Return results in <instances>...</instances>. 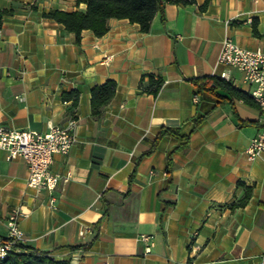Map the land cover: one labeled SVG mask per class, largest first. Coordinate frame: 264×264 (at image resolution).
Instances as JSON below:
<instances>
[{
    "label": "crops",
    "instance_id": "crops-1",
    "mask_svg": "<svg viewBox=\"0 0 264 264\" xmlns=\"http://www.w3.org/2000/svg\"><path fill=\"white\" fill-rule=\"evenodd\" d=\"M203 2L166 4L147 33L110 19L105 35L83 30L76 43L41 14L84 4L0 0V128L78 124L77 142L52 157L51 172L67 176L52 192L34 195L26 163L0 151V238L16 211L23 245L69 264H256L264 256V153L251 161L244 153L261 129L259 108L192 83L226 72L247 93L240 73L216 59L225 37L264 53V0H209L201 11ZM109 81L115 93L93 116L90 91ZM162 129L179 137L158 138Z\"/></svg>",
    "mask_w": 264,
    "mask_h": 264
},
{
    "label": "built area",
    "instance_id": "built-area-1",
    "mask_svg": "<svg viewBox=\"0 0 264 264\" xmlns=\"http://www.w3.org/2000/svg\"><path fill=\"white\" fill-rule=\"evenodd\" d=\"M216 66H225L236 70L241 75L242 83L248 86V96L257 104L260 111L261 129L244 150L248 160H253L264 153V53L250 51L237 46L229 37L221 42ZM214 76V71L212 72ZM218 78L230 82L226 72ZM196 101V97L193 98ZM77 120L69 119L62 126L50 125L45 132L33 130H12L0 128V151L5 160L21 159L26 163V187L38 195L43 191L52 192L59 182H65L67 176L52 173L50 165L55 154L66 155L77 142ZM19 213L14 211L7 218L6 237L0 238V258L9 252L18 251L25 237L18 227ZM86 232L81 230L80 236ZM141 242H147V236H140ZM149 251L148 248L145 249ZM256 264H264L261 256Z\"/></svg>",
    "mask_w": 264,
    "mask_h": 264
},
{
    "label": "trees",
    "instance_id": "trees-1",
    "mask_svg": "<svg viewBox=\"0 0 264 264\" xmlns=\"http://www.w3.org/2000/svg\"><path fill=\"white\" fill-rule=\"evenodd\" d=\"M76 5L84 4V11L74 10L70 12L51 9L41 14L42 18L51 19L62 25L67 32L73 33L76 43H79L81 32L89 30L95 37H102L108 31L110 19H125L131 24H137L142 33H147L154 16L159 13L163 17V9L166 4L188 5L194 0H75ZM209 0H204L200 10L204 11ZM198 91H207L217 94V90L227 92L231 97L252 104L253 100L247 93L233 87L216 77H203L192 80ZM162 84L161 80L153 82L151 93L157 94ZM115 93V83L106 82L101 86H95L90 91V107L93 116L100 114L101 108L112 99ZM77 95H74L73 103L76 104ZM254 103V102H253ZM163 135L179 137L178 133L168 129H162L158 138ZM187 137L185 138V140ZM134 171L129 181L132 180ZM249 198V190L236 206H244ZM84 249L88 248L83 246ZM0 264H69L67 261H56L33 247L19 245L18 251L9 252L0 258Z\"/></svg>",
    "mask_w": 264,
    "mask_h": 264
}]
</instances>
